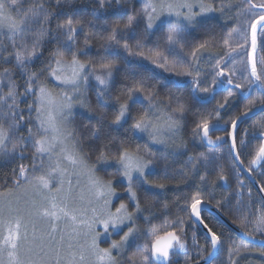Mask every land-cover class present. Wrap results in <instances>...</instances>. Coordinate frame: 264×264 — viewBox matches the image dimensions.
I'll return each instance as SVG.
<instances>
[{"label": "trees", "instance_id": "trees-1", "mask_svg": "<svg viewBox=\"0 0 264 264\" xmlns=\"http://www.w3.org/2000/svg\"><path fill=\"white\" fill-rule=\"evenodd\" d=\"M42 1L44 13L39 14L37 22H32L34 27L40 28L36 53L28 63L20 64L15 54L21 53L15 40L0 32V75L10 79L17 99L21 101L19 108L23 113L16 120L20 124H17L19 136L25 141L26 136L33 133L31 130L37 127L35 114L27 112L31 109L35 113L36 107L34 100L28 97L27 89L33 90L37 85L49 89L53 87L49 73L55 60L79 62L93 72L112 69L109 87L100 94L85 85L83 94L87 110L70 119L71 132L86 162L96 168L95 174L101 180L111 182L119 196L113 209L123 206L133 217L132 223L114 235L112 240L121 243L129 231L143 238L147 231L151 238L145 243L144 253L147 255L154 238L174 232L199 244L191 260L185 263L198 261L210 251L209 240L192 224L190 209L197 202H204L238 229L242 224L237 216L241 215L244 204L231 195L236 193L242 182L251 188L240 176L229 147L223 145L220 150L210 151L202 143L201 132L212 124H218L223 126L222 131L213 132L211 137H228L238 118L264 106V92L231 98L226 89H221L214 91L205 101L195 96L190 83H174L137 63L134 57L145 55L152 59L170 60L174 67L179 65L181 70L187 65L178 54L168 51L169 26L147 30L143 19L145 8L138 0H116L107 6H100L95 0ZM22 2L23 6L14 13L16 18H27L28 21V13H31L27 9L34 2ZM237 2L213 0L212 5L216 9L218 5L222 8L221 16L201 21L182 31L180 53L191 63V67L199 65L201 68L202 64L205 67V60H209V66L216 58L223 57L229 32L237 27L235 14L240 8ZM245 3L250 4L249 0ZM253 31L259 30L254 26ZM262 47L259 69L264 77V44ZM133 95L150 100L154 106L177 118L179 144L175 150H153L147 139L136 134L134 127L145 119L148 107L134 100ZM122 105L127 107L126 120L117 124L118 107ZM234 136L237 156L242 166L250 169L260 148L259 138L264 136V113L244 121ZM23 148H27V157L23 161L21 156H15L10 161L0 159V195L15 190L21 175L34 167L32 147L24 144ZM135 152L149 153L154 170L147 173L144 180L133 181L132 199L127 194V186L117 180L120 176L117 162L124 154ZM216 153L221 158V167H218ZM99 162L107 166L99 167L96 164ZM204 167L210 168V171H205ZM254 169L253 177L264 190V164L257 171ZM247 203L264 210L257 195L248 198ZM237 208L240 210L235 212ZM201 221L221 241L218 257L221 256L222 260L217 258L213 264H264V256L258 258L239 251L241 241L216 216L204 212ZM109 245L106 242L102 248L106 249ZM134 249V244L129 246L126 254L135 253Z\"/></svg>", "mask_w": 264, "mask_h": 264}, {"label": "rangeland", "instance_id": "rangeland-1", "mask_svg": "<svg viewBox=\"0 0 264 264\" xmlns=\"http://www.w3.org/2000/svg\"><path fill=\"white\" fill-rule=\"evenodd\" d=\"M115 1L95 0L100 6ZM138 1L145 8L143 19L147 30L169 26L168 51L178 54L187 65L181 70L170 60L145 55L135 56L137 63L174 83H190L195 96L205 101L221 89H226L231 98L264 92V77L259 69L264 24L259 26L262 20L258 21L264 17V0H249V5L245 3L247 0H238L237 27L229 32L223 57L216 58L209 66V60H205L206 66L202 64L201 68L199 65L191 67L180 53L182 31L221 16L222 8L218 5L216 9L213 0ZM33 2L27 9L31 15L27 11L29 19L26 21L27 18H16L14 13L23 6L22 0H0V32L15 40L21 53L15 54L20 64L28 63L36 53L40 28L34 27L32 22H37L39 14L44 12L42 0ZM254 26L259 31L254 32ZM51 67L52 88L37 85L34 91L27 89L28 97L36 103L35 113L31 109L27 112L35 114L37 127L25 141L19 136L20 124L16 123L23 113L19 108L21 101L10 79L0 75V159L10 161L21 156L23 161L27 157V148L23 147L27 144L32 147L35 160L34 167L21 175L15 190L0 195V264H152L151 249L147 255L144 253L145 243L151 240L147 231L143 238L129 231L121 243L112 240L132 223L133 217L123 206L113 209L118 194L111 182L95 174L96 168L86 162L71 132L70 119L87 110L85 85L100 94L108 89L113 70L93 72L79 62L61 59L55 60ZM133 96L148 107L145 119L134 127L136 134L147 139L153 150H175L179 144L177 118L166 114L150 100ZM118 108L117 124H122L127 107ZM148 154L126 153L117 162L120 172L117 180L127 186V194L132 199L133 181L144 180L147 173L154 170ZM96 164L102 168L107 166ZM204 170L209 172L210 168L204 167ZM159 238H154L151 244ZM106 242L110 245L104 249L102 244ZM133 244L135 253L126 254ZM249 248L240 244L238 250L247 253Z\"/></svg>", "mask_w": 264, "mask_h": 264}, {"label": "water", "instance_id": "water-1", "mask_svg": "<svg viewBox=\"0 0 264 264\" xmlns=\"http://www.w3.org/2000/svg\"><path fill=\"white\" fill-rule=\"evenodd\" d=\"M262 24H264V19H262L259 26ZM255 28L258 29L257 26H255ZM261 113H264V106L254 108L253 111L245 113L243 116L238 118L233 123V126L231 127L228 135L229 136L228 147H230L231 157L233 158L237 169L240 170V174L244 176L245 179H248V181L251 183L253 188L257 190L260 199L264 203L263 190L260 188L259 184H257L256 180L253 179L249 171L242 166V163L237 156L236 147H235V136H234L236 130L241 126V124L244 121L255 118V116ZM222 129L223 126L218 124H212L211 126L205 128L200 135L203 145L208 149L217 148V146L220 145L226 139L223 138V139L213 140L211 139L210 135L213 132L222 131ZM260 137L261 139H263V143L261 145V149L256 154V160L254 162V165L252 166L255 169H257L264 163V136H260ZM204 212L212 214L214 217L216 216L219 219V221L222 224H224L225 227H227L234 235L239 237L242 241H244L248 245L250 244L258 247L260 246L264 247V242L258 241L242 233L239 229L235 228L232 224H230L227 220H225L222 217V215L218 213L216 209H214L213 207H211L210 205L204 202L198 203L194 205L193 209L190 211L191 222L192 224L196 225L199 228V230L202 232L204 236L208 238L209 242L211 243V247H213V249L211 253L208 256H206V259L204 261L199 262L197 264H211L215 260L218 249L220 247L218 238L213 236L201 221V215ZM175 246H177L179 250L183 252L185 244L180 243L179 237H177V235L174 232L161 236V238L155 240L151 244L150 260H152L153 264H169L171 261L170 255L175 249L174 248Z\"/></svg>", "mask_w": 264, "mask_h": 264}, {"label": "flooded vegetation", "instance_id": "flooded-vegetation-1", "mask_svg": "<svg viewBox=\"0 0 264 264\" xmlns=\"http://www.w3.org/2000/svg\"><path fill=\"white\" fill-rule=\"evenodd\" d=\"M211 136H212V133H211L210 137ZM223 138H225L226 140H224L220 145H218L217 148L210 149V151H213L215 149L216 150H220L223 145L226 146V147H228V139H229V136L228 137L218 136V137H215V138L214 137H211V139H213V140L223 139ZM259 139H260V144H259V146H260L259 150H260L261 149V145L263 143V139H261V138H259ZM258 151H257V153H258ZM229 152H230V147H229ZM215 156H216V158L219 159V165H218V167H221V164H220V159L221 158H219V156H218L217 153L215 154ZM255 160H256V158L251 163L250 169H247L249 171V173L251 174L252 177H253V174H254V172L252 171V169H254V168L251 167V166L254 165ZM254 170H256V169H254ZM239 172H240V170H239ZM240 176H242V175L240 174ZM242 178L245 179L244 176H242ZM253 179H254V177H253ZM245 181H247L250 184L251 188L250 187L248 188V186H246L244 184V182H242L241 183V187H238L237 188L236 193L231 195L232 197L237 198L238 201H240L242 204H244L243 207L241 208V211H242L241 212V215L238 214V216H237L238 217V220H240V222L242 224V225H240V228L238 227V229L242 233L246 234L247 236H250V237H252V238H254V239L258 240V241L264 242V210H262L261 208H256L253 205V203H250L249 204L247 202H248V198L252 197L253 195H257L258 198H259V200L262 202L263 205H264V203L260 199V196H259L257 190H255L253 188V186L248 181V179H245ZM260 188H261V186H260ZM263 192H264V190H263ZM238 210H240V209L237 208L235 210V212H237ZM181 237L179 238L180 239V243H182V244L184 243L185 244L184 249H183V252H181L179 250V248L177 246H175L174 247L175 249L173 250V252L170 255L171 261H170L169 264H187V263H185L186 262L185 260L190 261L191 260V256L194 255L193 252H195V250H197L199 248V244L197 242L192 243V239L185 238L184 235L181 236ZM235 237L236 238H239L236 235H235ZM239 240L241 241V243L243 245L245 244V245H247V246L250 247L249 248V251L247 252L248 254H254L258 258H262L264 256V247L263 246L258 247V246H254V245H250V244L248 245L247 243H245L244 241H242L240 238H239ZM218 241H219V246L220 247L218 249L217 255L219 254V250L221 249V241H220V239H218ZM209 247H210V251L204 257H200L198 259V261H195L194 263H189V264H197L199 262L204 261L206 259V256H208L211 253L212 249H213V247H211V243L210 242H209ZM217 255H216L215 260L217 259ZM187 257H188V259H186ZM213 262L211 264H213Z\"/></svg>", "mask_w": 264, "mask_h": 264}]
</instances>
